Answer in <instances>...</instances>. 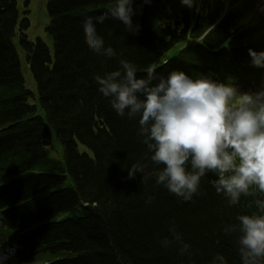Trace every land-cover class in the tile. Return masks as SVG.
Wrapping results in <instances>:
<instances>
[{
    "label": "trees",
    "instance_id": "1",
    "mask_svg": "<svg viewBox=\"0 0 264 264\" xmlns=\"http://www.w3.org/2000/svg\"><path fill=\"white\" fill-rule=\"evenodd\" d=\"M246 1L228 0L225 8L224 0H197L190 9L177 0L168 11H155L134 0L136 33L118 20H97L105 45L117 53L109 59L91 50L83 23L114 0H49L51 62L41 41L30 43L22 34L28 23L18 22L14 1L0 0L1 264H211L217 253L240 264L236 233L224 229L237 215L260 210L258 191L229 206L209 173L200 195L184 202L155 178H130L131 166H155L138 136V119L118 116L94 77L119 70L120 59L137 66L138 78L149 66L165 76L180 70L220 82H234L238 73L249 77L256 69L249 50L263 36ZM18 49L36 94L25 88ZM183 243L190 248L181 255Z\"/></svg>",
    "mask_w": 264,
    "mask_h": 264
},
{
    "label": "clouds",
    "instance_id": "2",
    "mask_svg": "<svg viewBox=\"0 0 264 264\" xmlns=\"http://www.w3.org/2000/svg\"><path fill=\"white\" fill-rule=\"evenodd\" d=\"M180 2L191 9L197 0ZM133 4L134 0H114L111 7L84 20L85 39L95 54L117 56L105 45L97 20H118L130 33L139 30L132 20ZM249 56L252 66L264 68V51L250 49ZM119 64V70L96 75L94 80L118 116L138 119V136L155 166L152 171H146L147 165L131 166L129 177L141 173L142 182L155 178L184 202L200 195L201 181L209 173L217 177L211 180L212 187L229 206L258 191L260 210L237 215L236 223L224 231L236 233L240 264H264V85L255 92H241L232 80L220 82L203 74L193 78L180 70L165 76L155 66L138 78L134 63L120 59ZM152 199L148 197L146 203ZM170 230L181 241L175 229ZM189 248L183 243L181 255ZM211 264H228V260L217 253Z\"/></svg>",
    "mask_w": 264,
    "mask_h": 264
},
{
    "label": "rangeland",
    "instance_id": "3",
    "mask_svg": "<svg viewBox=\"0 0 264 264\" xmlns=\"http://www.w3.org/2000/svg\"><path fill=\"white\" fill-rule=\"evenodd\" d=\"M15 1L19 12L21 13L22 11H24L25 12L24 17H26V19L29 22V28L25 32V35L27 36L28 40L31 42H35L36 40H41L42 42H44L49 49L51 58H53V48L45 31L46 25L48 24V19L46 15V6L48 0H15ZM258 2L261 5H263L261 0H258ZM261 13L262 16L264 17V12L262 11V8H261ZM22 73L25 80L26 88L29 89L30 91L31 90L34 91L35 87L33 85V80L26 66H23ZM239 90L241 92H246L245 85L241 84ZM78 151L80 153H86L92 156V152L88 148L82 145H78ZM41 261L42 260H40L39 262ZM39 262H35L32 264H40Z\"/></svg>",
    "mask_w": 264,
    "mask_h": 264
},
{
    "label": "bare ground",
    "instance_id": "4",
    "mask_svg": "<svg viewBox=\"0 0 264 264\" xmlns=\"http://www.w3.org/2000/svg\"><path fill=\"white\" fill-rule=\"evenodd\" d=\"M261 1H263V5H264V0H261ZM263 8H264V6H263Z\"/></svg>",
    "mask_w": 264,
    "mask_h": 264
}]
</instances>
